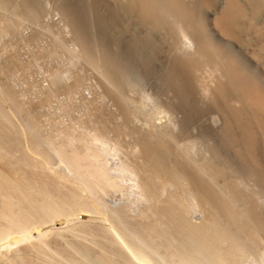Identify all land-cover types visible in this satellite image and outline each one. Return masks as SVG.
<instances>
[{
  "label": "bare ground",
  "instance_id": "1",
  "mask_svg": "<svg viewBox=\"0 0 264 264\" xmlns=\"http://www.w3.org/2000/svg\"><path fill=\"white\" fill-rule=\"evenodd\" d=\"M53 1L68 30L55 36L46 31L53 37L43 36L50 42L42 47L45 52L58 47L93 70L95 96L86 100L77 94V103L87 108L60 124L54 119L59 113L52 112L53 118L47 113L52 96L78 91L82 74L64 81L58 69L65 65L49 71L47 64L48 74L41 69L49 84L36 92L31 88L33 97L23 93V85L18 87L23 92L15 89L17 83L11 87V75L30 71L32 58L40 57L36 51L32 57L18 25L27 21L24 26L35 27L53 6L46 9L45 0H0V38L8 34L11 44L10 52L8 43L4 54L0 50V264H14L20 253L29 264H83L72 249L91 251L104 264H164L160 249L155 258L140 250L134 254L138 241L131 248L121 240L126 226L143 243L144 238L163 246L173 264H264V0ZM38 31L25 39L41 37ZM134 64L141 77L156 81L162 104L175 114L172 122L144 116L147 126L137 124L144 109L130 95ZM19 93L28 96L25 101ZM110 137L125 153L121 170L134 187L135 208L105 196L121 187L103 158ZM190 144L198 145L196 155ZM19 177L41 193V201L30 190L35 198L22 196ZM95 181L107 207L94 196ZM49 204L68 209L59 216L75 215L76 227H93L102 235L61 234L55 216L60 209L53 208V216Z\"/></svg>",
  "mask_w": 264,
  "mask_h": 264
},
{
  "label": "rangeland",
  "instance_id": "2",
  "mask_svg": "<svg viewBox=\"0 0 264 264\" xmlns=\"http://www.w3.org/2000/svg\"><path fill=\"white\" fill-rule=\"evenodd\" d=\"M47 1V2H46ZM54 3V1L53 0H45V8L46 9H49V7H51V5ZM47 4V5H46ZM53 7H51V8H53V10H51V8L47 11L46 9V12H47V14H45V15H43L42 17H41V20H40V22L39 23H37L36 24V26L35 27H32L31 25L32 24H26V26H24L25 25V23H27V21H24V22H21L19 25L21 26L20 28H19V25H18V28L20 29H18L17 28V35L19 36V37H22V36H24L25 35V37H26V35L27 34H29L34 28H37V33H39V32H41V33H39V36H41V37H38V35L36 34V37L33 39V41L30 39V42L28 41L29 39L28 38H26L25 39V37H23V39H24V43H25V45H27L26 47H27V49H29V51H30V53H31V55H32V57L33 56H35V52L34 51H36V56L37 55H40V57H43V56H41V54H47V56H48V60L46 59V62H44V60H45V58H47L46 57V54L44 55V59H42V58H40V57H38L37 56V58L36 57H33L32 58V61H31V64L29 65V67L30 66H32V67H28L27 68V71H28V69L30 70V71H28V72H26V70L25 71H22V73H21V71H15V73H13L14 74V76H16V75H18L19 73V75L21 76H17V78L15 79V77H13V74L11 75V78H12V80H10L9 79V81H11L10 83H12L11 84V87H13V88H15L16 86H17V84H18V86L15 88L16 90H18L19 88H21V85H23L22 86V90L24 91H22V90H20V91H22L24 94L25 93H27L28 91H29V94H31L30 92H32V94L31 95H29L28 93L27 94H25V95H29V96H31V97H33L35 94H34V92H36L38 89H39V87L40 86H47L48 84H49V79H48V77H46V76H44L43 75V73L45 74V73H47L48 74V70L50 71V69H53L54 68V64H56V66H55V68H57L58 66H60L61 64H63V66H64V68H62V65L59 67V68H62V69H58V71H59V73H60V75L63 77V79H64V81H69L70 79H69V77L71 78V76L74 74V73H80V74H82V76L84 77L83 79H85V81H84V84L88 87H86L83 83L79 86L80 88H78V91L76 90L73 94L75 95H73L72 93V95L71 94H68V93H65V95H63V93H58V94H54V96H52V100H51V102H53V100H54V102L48 107L47 105V113H50V115H49V117L52 115V112H53V117H55L58 113V116H59V118L58 117H55L54 119L58 122V123H60V124H67V123H69L70 121L72 122L73 121V119L75 120V118H77L79 115H81V113L78 115L77 114V112L79 111V112H83V110L82 109H86L87 108V104L86 103H83L84 101H82V103H83V105H82V103H80L79 102V104L77 103V101H81V98L83 97L84 99H86V96H87V98L89 99V98H91L94 94H95V92H93V90L95 89V85L94 84H92V83H94V80H95V78H94V73H92L93 72V70L91 71V69L90 68H88L89 70H90V72L88 71V70H86L87 69V67H85L84 66V63L81 61V60H79V59H77V58H71V56L69 55V54H65V53H63L62 51H61V49L57 52V50H58V47H54V48H56V49H50V50H54V52L53 51H51L52 52V54H53V56H52V54H51V52L50 51H48V52H45V48L43 49V47H44V45H45V43H46V41L48 40V38L49 39H51V37H53V36H55V35H59V34H61L62 35V33L63 34H65V33H67V31L66 30H68V27H66V25L63 23V21L61 20V17H60V15H59V13H58V11L56 10V8H55V4L54 5H52ZM53 11V12H52ZM55 12H56V14H55ZM55 14V16H53ZM51 15H52V18H51ZM57 16V18H54V17H56ZM48 17V18H47ZM44 22H43V21ZM48 20V21H47ZM50 20V21H49ZM51 20H53V21H51ZM58 20H60V21H58ZM42 21V22H41ZM46 21H47V23H46ZM58 21V22H57ZM54 22V23H53ZM57 22V24H55ZM29 23V22H28ZM40 23H41V25H40ZM42 23L46 26H42ZM50 23V24H49ZM54 24V25H51V24ZM60 23V24H59ZM63 25H62V24ZM23 24V25H22ZM47 24H49V25H47ZM31 26V27H30ZM34 26V25H33ZM41 26V27H40ZM47 26H49V29L50 30H52V31H49L48 30V28H47ZM27 27V28H26ZM51 27V28H50ZM29 28H31V29H29ZM39 28V29H38ZM41 28V29H40ZM45 28V29H44ZM25 29V30H24ZM54 29V30H53ZM56 29H57V31H56ZM29 30H31V31H29ZM26 31H29V33L28 32H26ZM43 31H45V32H43ZM49 33V34H52L53 36H51V37H49L48 35L49 34H47V32ZM19 32H21L20 34H19ZM54 32V33H53ZM25 33V34H24ZM46 33V34H45ZM22 34H24V35H22ZM46 35H47V39L46 38H43V36L44 37H46ZM4 36H6V37H4ZM7 36H8V34H5V35H2L1 34V38H0V47L1 46H3V47H1L0 48V50L2 51V54H4L5 53V51L4 50H6L5 48H6V46H5V44H7L8 43V45H7V48H8V46L10 45L11 46V44L9 43V40H7ZM4 37V38H3ZM38 37V38H37ZM40 38V39H39ZM43 38V39H42ZM7 40L8 42H6V41H4V40ZM42 39V40H41ZM44 39H45V42H44ZM28 42H27V41ZM2 41H4V42H2ZM37 42V45H39L38 47L39 48H37V45L35 44L36 42ZM39 41V42H38ZM41 41V42H40ZM43 41V42H42ZM6 42V43H5ZM32 42V43H31ZM50 42V40L46 43L47 45L45 46L46 48H48V46H49V43ZM2 43L4 44V45H2ZM28 43V44H27ZM32 44V45H30V44ZM41 43V44H40ZM34 45H35V47H34ZM67 45L69 46V47H75L76 45L71 41H68L67 42ZM9 46V47H10ZM28 46H30L29 48H28ZM43 46V47H42ZM33 50V48H34V50L32 51L31 49ZM53 48V47H52ZM8 50H10L11 51V49H7V51ZM37 50H39L38 51V53H37ZM0 51V52H1ZM10 51H8V52H10ZM43 51H44V53H43ZM4 52V53H3ZM8 52H6V53H8ZM34 52V53H33ZM40 52H42V53H40ZM56 52L59 54L58 56L56 55ZM48 53H50V54H48ZM63 54H64V56L66 55V59L67 60H65V57L63 56ZM54 55H56L55 57H54ZM0 56H1V54H0ZM53 58H52V57ZM61 56V57H60ZM60 57V58H59ZM41 60H43V61H41ZM54 58H57V59H55L54 60ZM62 58H64V60L65 61H67V63H64L65 61L62 59ZM53 60V61H51V66H53V67H51L50 68V61L49 60ZM60 59V60H59ZM33 60H35V62L34 63H36L35 65H34V63H33ZM38 60V61H37ZM73 60V62H71ZM78 60V61H77ZM64 61V62H63ZM69 61V62H68ZM57 62V63H56ZM38 63H40V64H38ZM45 65H43V64ZM69 63V64H68ZM76 63V64H75ZM79 63V64H78ZM42 64V65H41ZM47 64L49 65V68H48V66H47ZM57 64H59V65H57ZM38 65V66H37ZM40 65H41V67H40ZM72 67H71V66ZM78 67H81V69L79 68V70H77L76 69V67L77 66ZM83 65V66H82ZM135 65V64H134ZM34 66H35V68H34ZM42 67H44V68H42ZM71 67V68H70ZM77 67V68H78ZM136 67V65L134 66V68ZM34 68V69H33ZM38 68H39V72L37 71L38 70ZM44 69L43 70V73H42V69ZM48 68V70H46ZM67 68H70V69H67ZM83 68V69H82ZM37 69V70H36ZM88 71V73L85 71ZM69 70H71L70 72H69ZM73 70V71H72ZM136 70H138V68L136 67V69L133 71V74H132V79H133V82L135 83V81H136V83L134 84V85H136L135 87H134V89L132 90V92L130 93V95H132L131 97L134 99H140V100H138V101H136L137 103H139L138 105H140L139 107H140V109H141V111L144 109V111H142V114H141V116L142 117H140L139 115H140V113L138 114V116L140 117V118H142L141 119V121H140V119H139V117L137 116L136 117V115H135V121L137 120V119H139L138 121H136L137 122V124L138 125H140L141 127H146L147 126V122H146V120L144 119V116H151V117H155V118H152L153 120H160V121H163L164 119H165V122H172L174 119H173V115H175L171 110H168V108L165 106V104H164V107H163V104H162V99H160L161 97H159L160 95L158 94V90H157V83L155 84V80L154 81H150V79H149V81H148V78L149 77H146L145 75H143L142 77L140 76V74H142L139 70L138 71H136ZM33 71H34V73L35 74H33ZM36 71H37V73H36ZM47 71V72H46ZM78 71V72H77ZM32 72V73H31ZM66 72V73H65ZM73 72V73H72ZM17 73V74H16ZM24 73H25V75H27L25 78H27V79H29V80H27V79H25L24 78ZM16 74V75H15ZM22 74V75H21ZM29 74L31 75V77L29 76ZM39 74H41V75H39ZM68 74V75H67ZM137 74V75H136ZM138 74H139V76H138ZM36 75L38 76V78H39V80L41 79V81H42V78H43V76H44V78H43V81L41 82V83H39L38 82V84H37V82H36V78L34 79V77H36ZM46 75V74H45ZM90 75V76H89ZM92 75V76H91ZM33 76V77H32ZM64 76H66V77H64ZM42 77V78H41ZM68 77V78H67ZM147 78V79H145V78ZM31 78H33V79H31ZM47 78V79H46ZM91 78H92V81H91ZM134 79H135V81H134ZM13 80H14V86H13ZM16 80H17V82H16ZM20 80V81H19ZM26 81V82H23V81ZM38 79H37V81H39ZM45 80V81H44ZM47 80V81H46ZM0 81H1V79H0ZM89 81H90V84H92V85H90L89 84ZM29 82H35L36 83V85H35V83H30L31 85H34V86H30V84H29ZM48 82V83H47ZM17 83V84H16ZM19 83H20V85H19ZM25 83V84H24ZM44 83H47V84H44ZM27 84H29V85H27ZM40 84V85H39ZM88 84V85H87ZM27 85V86H26ZM24 86H26V87H24ZM36 86V87H35ZM85 86V87H84ZM19 87V88H18ZM28 87H30V88H28ZM35 87V88H34ZM38 87V88H37ZM24 88V89H23ZM27 89V91H26V89ZM31 88H32V90L34 89H36V91H32L31 90ZM91 88H93V89H91ZM137 88V89H136ZM30 89V90H29ZM91 89V90H90ZM88 90V91H87ZM157 90V91H156ZM19 90H18V92H20ZM91 91V92H90ZM95 91V90H94ZM155 93H154V92ZM77 92V93H76ZM80 92V93H79ZM96 92H98L97 90H96ZM138 92V93H137ZM157 92V93H156ZM23 93H19V94H22L20 97L22 98V100L23 101H25L26 99L25 98H27L25 95H23ZM61 95V97H60V95ZM81 97V98H79V96ZM91 94V95H90ZM138 94V95H137ZM141 94V95H140ZM57 95V97H55ZM59 95V96H58ZM71 96V98H70V96ZM83 95V96H82ZM91 97H90V96ZM153 95V96H152ZM157 95V96H156ZM62 96L64 97L65 96V98H62ZM95 96V95H94ZM93 96V97H94ZM136 96H137V98H136ZM25 97V98H24ZM70 98V99H72V100H70V99H68V98ZM73 97H75V99L73 100ZM78 99H77V98ZM92 97V98H93ZM141 97V98H140ZM30 98V97H29ZM60 98V99H59ZM67 98V99H66ZM82 98V99H83ZM91 98V99H92ZM158 98V99H157ZM25 99V100H24ZM57 101H56V100ZM63 99V100H62ZM64 99H65V101H64ZM142 99V100H141ZM62 100V101H61ZM67 100H70V101H67ZM87 100V99H86ZM73 101V102H72ZM143 101V102H142ZM58 102H60V105H59V103ZM65 102V105L64 106H61V105H63V103ZM66 102H67V105H68V107L66 106ZM75 102H76V105H75ZM161 102V103H160ZM56 103H58L57 105H56ZM72 103H74V108H73V106H72ZM78 104V105H77ZM86 104V105H85ZM143 104V105H142ZM156 104V105H155ZM80 105L82 106V108L80 107ZM84 105H85V107H84ZM52 106H54V107H52ZM55 106L57 107V106H61V107H63V108H61V107H57V108H55ZM70 106V107H69ZM66 107V108H65ZM78 109H77V108ZM154 107V108H153ZM50 108H54V109H52V110H50ZM60 108V109H59ZM71 108H73V110H71ZM79 108H81V109H79ZM147 108H149V109H147ZM162 108H164V109H162ZM65 111V113H63V114H65V115H61L60 114V112H55V110L57 111H63V110ZM69 109V110H68ZM146 109V110H145ZM66 110H67V112H66ZM77 112H76V111ZM82 110V111H81ZM164 110V111H163ZM63 111V112H64ZM146 111H147V113H146ZM167 111H170L169 113L167 112ZM78 112V113H79ZM146 114H145V113ZM161 112V113H160ZM168 113V114H165V113ZM56 113V114H55ZM144 113V114H143ZM69 114H71V115H69ZM77 114V115H76ZM154 114V116H152ZM60 115H61V117H60ZM51 116V118H53ZM66 116V117H65ZM67 116H69V118L67 117ZM74 116V117H73ZM77 116V117H76ZM162 116V117H161ZM172 117V119H171V117ZM70 117H71V120H70ZM166 117V118H165ZM57 118V119H56ZM68 118V119H67ZM158 118V119H157ZM170 120H169V119ZM67 120V121H64V120ZM60 120V121H59ZM114 140L110 137V140H109V138L107 139V141H106V143L108 144V146L106 145V150H107V148L109 149V153L105 150V152H104V156H103V158L107 161V165L109 166V168H110V171H111V174L115 177V178H117V180L119 181V183H120V190L119 191H114V192H111L109 195H105V196H107V198L108 199H112L113 201H115L116 203H123V204H127V205H130L131 207H136L138 204V202L139 201H137V196H136V193H135V191H134V187H132V182H131V180L129 181V180H127V179H129V178H125V177H127L126 176V173H125V171L124 170H121V169H123L122 167H121V164H122V162H124V158H125V153L123 152V150H122V148H120L119 146V144H117L115 141L113 142ZM97 144H98V142H97ZM97 144H95V146H99L100 147V145H97ZM110 144H115V145H110ZM198 144V143H197ZM116 145H117V147L118 148H120L119 150H114V149H116L117 147H116ZM111 148H110V147ZM198 145H194V144H190L189 145V149H190V151L191 152H195V155L198 153L197 151H198V147H197ZM115 147V148H114ZM15 149H17V148H15ZM111 149H113V152H112V150ZM111 150V151H110ZM15 152H18V150L16 151L15 150ZM118 152H120V155H118L119 153ZM122 152V153H121ZM193 152V153H194ZM106 153V154H105ZM108 153V154H107ZM112 153V154H111ZM114 153V154H113ZM124 153V154H123ZM115 154H117V155H115ZM107 155V157H105ZM123 156V159H122V156ZM119 158H118V157ZM102 157V156H101ZM117 158V159H116ZM122 162H121V161ZM119 161H120V163H119ZM112 162V163H111ZM112 164V165H111ZM120 164V165H119ZM120 166V167H119ZM114 172V173H113ZM116 174V175H115ZM118 176H119V178H118ZM22 177V176H21ZM21 177H19V178H21ZM22 179V180H21ZM21 179H19V182L17 183L18 184V189L20 190H18L19 192H21L22 193V196H26V197H24V198H26V199H32V198H35V199H33V200H35V202L37 201V199H38V201H41V198L40 197H38V196H40V194L39 193H37L38 192V190L37 189H32V191H31V188H34V187H31L30 185H29V182H28V180L26 179L25 181H23L24 180V178H21ZM84 182V181H83ZM126 182V183H125ZM128 182H130L129 184H128ZM85 183V186H87V184H86V182H84ZM97 183V185H96V187L98 188L97 189V191H95L94 193L96 194V195H94L95 196V198H97V200H99L100 198H102L103 199V191L100 189V185L98 184V182H94V185ZM127 184H128V186H127ZM123 185H125V186H123ZM131 185V186H130ZM20 186V187H19ZM29 187H31V188H29ZM124 188V190H123V188ZM130 187V188H129ZM122 188V189H121ZM29 190H30V194L31 195H33V194H36L35 195V197L34 196H32V198H31V195H29ZM34 190H36L35 192H34ZM127 190V191H126ZM28 191V192H27ZM123 193H122V192ZM124 191H125V193H124ZM18 192V193H19ZM24 192H25V194H24ZM32 192V193H31ZM100 192H102V193H100ZM100 193V194H99ZM117 194H119V195H117ZM21 195V194H20ZM115 195H117V196H115ZM134 196V197H133ZM98 197H100V198H98ZM116 197V198H115ZM40 199V200H39ZM100 199V203L102 204L105 200L103 199ZM102 200V201H101ZM120 200V201H119ZM136 200V201H135ZM37 201V202H38ZM106 201L104 202V207H107L106 206ZM103 205V204H102ZM134 205V206H133ZM49 206H53L52 207V210H53V208H57L55 205H52V204H49ZM55 206V207H54ZM51 207H50V209H51ZM59 208V207H58ZM56 209L57 211L60 209V210H62V208H63V210L62 211H58V215L56 214L55 215V213L53 214V212H54V210L53 211H51L50 213H51V215H55V216H57V217H60L59 215L60 214H64L65 212H66V210H68V209H66L65 208V210H64V207H60L59 209ZM133 209V208H132ZM56 210H55V212H56ZM63 211H65V212H63ZM57 213V212H56ZM50 215V216H51ZM74 217H75V215H73V214H68L67 215V217L66 218H63L62 216L60 217V219H56L58 222V224L60 225H58V227H59V229H60V231H61V234H63V232L65 231L66 233H64V235H66L68 238H71V236L72 237H75V236H80L81 234H83V233H85V236L86 237H88V238H90L91 237V235L89 234V233H93L94 235H95V232L97 231V236L98 237H100L99 236V233H101V235H102V233L103 232H99V230H95V228H91L90 229V227H89V229L90 230H83L82 229V227L84 226L83 224V226L82 225H80V224H78V226H81V227H76V225H77V223H76V221H75V219H74ZM53 218V217H52ZM55 218V217H54ZM53 218V219H54ZM56 220H54L55 222H56ZM65 222H67V223H65ZM54 224V223H53ZM74 224V225H73ZM62 225V226H61ZM124 226V225H123ZM63 227V228H62ZM83 228H86V227H83ZM128 227L126 226V227H124V230H123V232L121 233V236L123 237V239H122V237H121V240H123V242L125 241V243H129L130 244V247L132 248V243H133V248L134 247H136L135 245L137 244V242L135 241V240H137L138 241V244H137V247H136V249H134V250H137V251H134V250H132L131 249V251H134L135 253L134 254H139L138 253V250H140L141 252H143V251H145L143 254H142V256L143 257H147V258H151L152 256H153V254L155 255V256H153V258H155L156 257V255L157 254H155L156 252H158L159 250L158 249H160V251L158 252V254H159V261H160V263H164V264H168V263H172L173 264V262H175V261H173V259L172 258H170L169 256H168V253H167V251L166 250H164L165 248L163 247V246H161L160 248H158L159 247V244H156V247H155V244L154 243H152L151 241H149V240H147V239H144L143 238V240L145 241L146 240V242L147 243H152V244H147V245H144V243H146V242H142L141 241V236H139L140 237V240H139V237L138 238H136V236L137 235H135L134 236V234H131V230L128 228V230L129 231H131L130 233H129V231L127 230V232H126V229H127ZM91 230H93V232L91 231ZM84 231H87L88 232V234L86 233V232H84ZM90 231V232H89ZM124 232H126L125 234L127 235V234H129L128 236L130 237V234L131 235H133V241L131 240L132 239V237H130V238H128V236H126L125 234H124ZM133 233V232H132ZM92 234V235H93ZM124 234V235H123ZM97 236H95V237H97ZM97 237V238H98ZM94 238V237H93ZM64 239V238H63ZM128 240H130L129 242H128ZM139 241L141 242V243H143V244H141V243H139ZM134 243H136V244H134ZM140 244V245H139ZM139 245V246H138ZM153 245V246H152ZM143 246V247H142ZM151 247H153L152 249H154V250H152L151 249ZM138 248V249H137ZM140 248V249H139ZM157 248V249H156ZM73 251H75L74 253H76V254H78V255H76L75 254V256H76V258H77V260L79 261V262H81V263H83V264H104V263H101V261L99 260V258H97L96 259V257H95V254L94 253H92L91 251H86V250H78V251H80V252H76V250H74V249H72ZM158 250V251H157ZM153 251V252H152ZM85 252V253H84ZM164 252V253H163ZM81 253H82V255H81ZM162 254H164V255H166V257L165 256H163ZM23 255L22 253H20V254H18V255H16V258L15 259H17V261L15 260V262H14V264L16 263V264H29L28 262H29V260L27 261V258L25 257V256H22V257H24V259L27 261H25L24 259H22V257L21 256ZM81 255V256H80ZM151 255V256H150ZM160 255L161 256H163V258H160ZM20 256V257H19ZM79 256V257H78ZM169 257V258H168ZM168 260H167V259ZM160 259H162V260H160ZM170 259H172V260H170ZM82 260V261H81ZM163 260H165L166 262H163ZM174 264H176V263H174Z\"/></svg>",
  "mask_w": 264,
  "mask_h": 264
}]
</instances>
